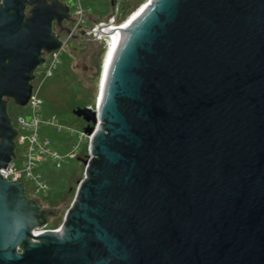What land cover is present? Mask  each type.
<instances>
[{"label": "water", "instance_id": "95a60500", "mask_svg": "<svg viewBox=\"0 0 264 264\" xmlns=\"http://www.w3.org/2000/svg\"><path fill=\"white\" fill-rule=\"evenodd\" d=\"M66 15L0 0V97L26 105ZM112 60L97 114L72 112L100 125L60 231L33 237L46 211L0 177V264H264V0H154Z\"/></svg>", "mask_w": 264, "mask_h": 264}, {"label": "built area", "instance_id": "2783aa9c", "mask_svg": "<svg viewBox=\"0 0 264 264\" xmlns=\"http://www.w3.org/2000/svg\"><path fill=\"white\" fill-rule=\"evenodd\" d=\"M60 2L69 9V14L72 19L71 26L69 27L68 33L60 38V47L56 51H51L48 54L40 72L37 74V83L32 86L30 96L24 106V114L18 115L15 119V146L19 150L20 155L17 156L16 153L7 166L0 169V177L3 180L21 185L25 197L37 202H41L43 193H46L49 189L47 171L60 169L67 161L76 160L77 162L85 161L88 163L91 160V140L94 132L100 125L96 118L95 124H89L92 131L87 135L83 132L84 128L81 131L68 129V127L61 125L56 118H47L42 114L43 100L40 96V90L43 83L60 67L62 55L67 49V41L71 35L79 29L88 27L87 23L93 18L91 12L84 8L82 0H60ZM141 6L142 4L127 18H123L124 20H121L122 15H119L121 21L119 20L117 23L115 17L117 16L118 9L116 11L112 10L111 15L106 18V22H99L95 26L92 25L90 31L96 39H104L106 42L111 37L107 34L105 35L104 28L107 26L113 27V30L120 28L127 21L129 22L131 20L132 15L136 14L141 9ZM98 101L97 95L95 104L86 107V109L96 115ZM51 133L73 136L75 137V141L68 150L61 153L51 140L49 136ZM81 146L83 147L84 151L82 153L84 155H81L79 151ZM85 168L86 166L84 165V171ZM83 180L84 174L78 186ZM61 227L54 230L44 228L34 230L31 234L33 237H36L46 231L59 232ZM31 243H37V241L31 239Z\"/></svg>", "mask_w": 264, "mask_h": 264}, {"label": "rangeland", "instance_id": "374dc122", "mask_svg": "<svg viewBox=\"0 0 264 264\" xmlns=\"http://www.w3.org/2000/svg\"><path fill=\"white\" fill-rule=\"evenodd\" d=\"M108 1L111 2L112 0ZM130 1L131 5L121 16L122 18L119 17V12H117V16L115 17L116 23L120 20V18L121 20L127 18L146 0ZM110 15H108L107 17H109ZM91 22H94L92 25L95 26L99 22H106V19L103 18L101 20H97L95 18H92ZM87 47L88 50L83 55H74L71 50H65L62 55V62L60 67L55 70L53 75L47 81H45L40 90V95H42L43 97H49L50 95H52L54 98L59 100L61 95L58 94V90L61 87L58 81H56L53 77L54 75L60 74L65 77L67 76L69 80L68 94H65V98L63 100L55 103L56 107L51 106V108L54 109L52 111L53 114H55L54 118H56L61 125L68 127V129H75L77 131H81L86 126V123L81 118L74 116L72 112L77 108L86 109V107L95 104L103 70L102 67L107 53L106 45L101 46L98 44H94L92 46L91 43L87 45ZM82 65L85 66V70L82 69ZM49 106L50 105L46 106L43 104L42 109L43 116L47 118L51 117L49 116L50 114L48 111ZM60 106H66V110H60ZM20 114H24V109H18L15 107L11 109V117L12 120H14L15 125V119ZM53 136L55 137L56 135ZM79 151L81 155H84V153H82L84 151L82 146L80 147ZM19 155L20 153L17 149V156ZM63 167H67L70 170L71 174L66 190L62 193H58L54 191L50 184H48L49 189L46 191V193H43L40 200L41 202H37V205L41 207V210L46 211L47 220L45 229L47 230H54L57 228L59 229V227L62 226L65 217L64 214H66V212L69 210L74 199V194L76 192L77 186L83 178L84 165L82 164V162H77L76 160L67 161L66 163H64Z\"/></svg>", "mask_w": 264, "mask_h": 264}, {"label": "flooded vegetation", "instance_id": "af4514ba", "mask_svg": "<svg viewBox=\"0 0 264 264\" xmlns=\"http://www.w3.org/2000/svg\"><path fill=\"white\" fill-rule=\"evenodd\" d=\"M40 1H41V3L50 6L52 0H40ZM57 1H59V3L64 6V4L60 2V0H57ZM110 4H111V7H112V10L116 11V9H118L119 15H123L125 13V11L127 10V8L131 5V1L130 0H112L110 2ZM33 6L34 5H32L31 7H33ZM31 7H27V6L25 7L26 17L29 16L28 13L31 10ZM67 9H68V7H67ZM71 23H72V19L70 17L69 9H68V15L65 16L64 20L59 21V22L53 21L51 23V32L53 33V38L51 39V41L55 42V39H58L60 41V38L64 37L66 35L67 31H69V27L71 26ZM93 23L94 22H91V21L88 22L87 23L88 27H86L84 29H79L78 31L73 33L71 35V37L69 38V40L67 41V47L66 48L68 50H71L74 55H76V54L77 55L78 54L79 55L80 54L83 55L88 50L87 45H89L91 43H92V46L94 44H98V45H101V46L105 45L104 39H101V40L96 39V37L90 31L91 26H92ZM81 32H82V34H81ZM54 37H55V39H54ZM50 53H48L45 49L41 48V51H40V54H39V60L41 62L33 71L29 72V81L27 83L28 84L27 86H29L30 91L32 89V86L37 83V78H36L37 74L40 72L44 62L47 59L48 54H50ZM7 63H8V60H5L4 61V65H6ZM82 69L85 70V66L84 65H82ZM3 74H4V69L2 67V68H0V77L1 78H3ZM0 104H1V106L3 108L4 117L7 119L8 125H9L10 129L13 132L12 136L8 135V136L5 137L7 139V141H8V147H7V145L4 146V143H5L4 140L5 139H3V137L0 138V149H1V152H3V153H8V151L11 149L13 155L15 156L16 153H17V147L15 146L16 131H15L14 120H12V117H11V109L14 108V107L18 108V109L19 108L20 109H24V106L23 107L18 106L15 103V100L13 98H11L9 96H6V95H2L0 97ZM51 117H54V116H51ZM5 133H6V131L4 132V134ZM22 193H23L24 199L29 200L28 198L25 197L24 192H22ZM30 201H34L35 204H36V208H37L38 212H42L41 207L37 205L38 204L37 201L32 200V199H30L29 202ZM36 219L38 220V222L40 221V219H38L37 217H36Z\"/></svg>", "mask_w": 264, "mask_h": 264}, {"label": "trees", "instance_id": "16d2710c", "mask_svg": "<svg viewBox=\"0 0 264 264\" xmlns=\"http://www.w3.org/2000/svg\"><path fill=\"white\" fill-rule=\"evenodd\" d=\"M82 4L84 6L85 9L89 10L91 12V15H93V18L97 19V20H101V19H106V17L108 15H110L111 11H112V7L111 4L108 0H82ZM56 81H58V83L60 84V89L58 90V94L61 95V97L58 99L54 98L52 95H50L49 97H43L41 96V99L43 100V104L44 105H50L49 106V116H54L55 114H53V110L51 108V106L56 107L57 102H60L61 100H63L65 97V94H68V85H69V80L67 78V76H63V75H54V77ZM58 100V101H57ZM60 110L65 111V107L64 106H60ZM51 110V111H50ZM53 135H56L55 137ZM59 135V136H58ZM62 134H54L51 133L50 138L51 140L54 142L56 148L59 150V152L63 153L66 150L69 149V147H71L73 144V142L75 141V137L73 136H68V135H64V136H60ZM47 178L49 180V183L52 188L54 189V191L58 192V193H62L66 190L67 185H68V181L70 179V170L67 167H62L60 169H52L50 171H47Z\"/></svg>", "mask_w": 264, "mask_h": 264}, {"label": "bare ground", "instance_id": "6f19581e", "mask_svg": "<svg viewBox=\"0 0 264 264\" xmlns=\"http://www.w3.org/2000/svg\"><path fill=\"white\" fill-rule=\"evenodd\" d=\"M147 1V2H146ZM140 7L141 9L134 15H132L131 20L126 22L124 25H122L120 28L113 30L114 28L111 26H107L104 28L105 34L110 36L111 38H108L107 41L105 42V45L107 46V53L105 57V61L103 63V70H102V75H101V80H100V85H99V90L102 88L107 80V75L109 73L110 66L112 64V59H114V56L116 55V52L118 51L119 47L121 46L122 40H123V34L124 31H127L132 25L133 22L136 19V16H138L142 11H144L154 0H146ZM113 30V31H110ZM98 90V93H99Z\"/></svg>", "mask_w": 264, "mask_h": 264}]
</instances>
